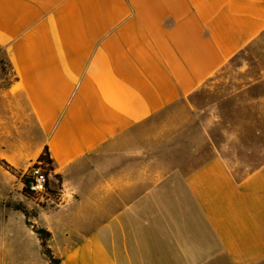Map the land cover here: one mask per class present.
Returning <instances> with one entry per match:
<instances>
[{"label": "crops", "instance_id": "obj_1", "mask_svg": "<svg viewBox=\"0 0 264 264\" xmlns=\"http://www.w3.org/2000/svg\"><path fill=\"white\" fill-rule=\"evenodd\" d=\"M263 40L264 0H0V264H50L34 227L59 264H264V131L189 112Z\"/></svg>", "mask_w": 264, "mask_h": 264}, {"label": "rangeland", "instance_id": "obj_2", "mask_svg": "<svg viewBox=\"0 0 264 264\" xmlns=\"http://www.w3.org/2000/svg\"><path fill=\"white\" fill-rule=\"evenodd\" d=\"M260 97H264V40L252 54H241L203 85L191 97L189 112L202 131L205 127L211 131L213 144L218 145L225 131H264V108L242 103L244 99ZM28 196L40 203L38 198Z\"/></svg>", "mask_w": 264, "mask_h": 264}, {"label": "built area", "instance_id": "obj_3", "mask_svg": "<svg viewBox=\"0 0 264 264\" xmlns=\"http://www.w3.org/2000/svg\"><path fill=\"white\" fill-rule=\"evenodd\" d=\"M49 165L44 160H39L24 175L27 179V183L24 184V190H26L28 195L38 198L40 203H46L50 197L48 191Z\"/></svg>", "mask_w": 264, "mask_h": 264}, {"label": "trees", "instance_id": "obj_4", "mask_svg": "<svg viewBox=\"0 0 264 264\" xmlns=\"http://www.w3.org/2000/svg\"><path fill=\"white\" fill-rule=\"evenodd\" d=\"M40 160H44L48 164L51 163L50 158H49V152H48L47 149L45 150V153L40 158ZM0 165L3 168H5L7 171H9L10 173L17 174V172L7 162H5L3 160H0ZM24 179H25V183H27V179L26 178H24ZM49 183H50V178H49ZM48 191H49V193H55V192L50 190L49 185H48ZM24 193H26V190H24ZM34 231L38 235V237H39V239L41 241L43 253L48 258L50 264H59V260L54 258V256L52 255L51 251L48 248V241H49V239L51 237L50 233L47 232L46 230H43V229H40V228H36V227H34Z\"/></svg>", "mask_w": 264, "mask_h": 264}]
</instances>
